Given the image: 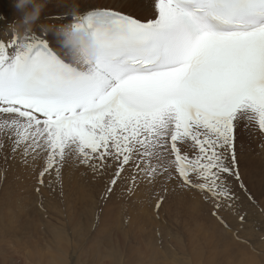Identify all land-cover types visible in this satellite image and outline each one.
I'll use <instances>...</instances> for the list:
<instances>
[{
    "label": "snow or ice",
    "instance_id": "obj_1",
    "mask_svg": "<svg viewBox=\"0 0 264 264\" xmlns=\"http://www.w3.org/2000/svg\"><path fill=\"white\" fill-rule=\"evenodd\" d=\"M40 11L0 29V158L41 196L63 197L66 169L101 201L150 187L157 219L188 194L247 243L224 213L243 227L255 203L238 143L264 147V0H80L36 27Z\"/></svg>",
    "mask_w": 264,
    "mask_h": 264
},
{
    "label": "rangeland",
    "instance_id": "obj_2",
    "mask_svg": "<svg viewBox=\"0 0 264 264\" xmlns=\"http://www.w3.org/2000/svg\"><path fill=\"white\" fill-rule=\"evenodd\" d=\"M103 1L94 0V3H103ZM257 137L253 136L250 139L244 137L242 142L238 143L242 177L250 193L253 194L255 203L245 198L243 210L247 213V221L243 227L230 212L224 213L232 224L233 231L238 230L241 240L247 243L236 241L231 232L223 230L208 214L206 205L188 194L179 191L170 194L167 202L160 209L157 219L154 210V191L150 187L142 186L131 196V199L127 194H117L111 200L101 201L98 198L100 191L98 183L92 182L89 177L75 169H66L63 197L46 189L41 196L33 191L34 181L27 177L18 163L11 160L5 162L0 158V170H6L0 177V216L4 214L8 216L4 224L6 227L3 226L4 229L0 230V264H51L53 254L59 264H111L113 261L115 263L112 264H235V262L264 264V218H262L264 207L261 206L264 186L262 191L260 189L264 185V147L261 146L260 139H256ZM242 154L247 155L248 158L243 157ZM246 159L257 162L254 165L257 167L256 172L246 165ZM256 190L260 191L257 196ZM11 210L13 213L17 212L10 214ZM18 213L22 216L17 215ZM252 217L254 220L249 221ZM8 226L11 228L12 236L4 235ZM55 236L62 237L63 240ZM60 242L61 244L66 242L70 246L69 256L60 246ZM237 246L243 250L238 249ZM92 251L98 252L94 254ZM228 255H236L240 261L229 260ZM82 256L86 258L85 261ZM130 256H133V259ZM110 257L115 259L111 260ZM3 258H7V261ZM192 258L196 259L193 261ZM46 259L47 263H44Z\"/></svg>",
    "mask_w": 264,
    "mask_h": 264
},
{
    "label": "bare ground",
    "instance_id": "obj_3",
    "mask_svg": "<svg viewBox=\"0 0 264 264\" xmlns=\"http://www.w3.org/2000/svg\"><path fill=\"white\" fill-rule=\"evenodd\" d=\"M80 2V0H26V4H25V7L24 8H18L17 7V5H19L20 3H21V0H0V29H2V28H4V27H6L7 25H9V24H15V23H18V22H21L22 21V19H23V16H24V13L25 12H31L32 10H33V8H34V6H36V5H39L40 6V8H41V11H40V14H39V16H38V18H37V20L34 22V26H36V27H39V26H42V25H46L47 23H48V21H49V19H51L52 17L50 16V14H57V18H59V19H66V13H67V11L71 8V6L73 5V4H78ZM86 2H90V3H94V0H86ZM113 2V0H104L103 1V3H112ZM245 137H247V136H245ZM242 139H244V138H242ZM250 139V138H249ZM255 139V138H254ZM257 140L259 139L258 137L256 138ZM251 141V140H250ZM241 142H242V140H241ZM252 142V141H251ZM245 144H247V141L245 142ZM239 146V145H238ZM242 156L243 157H245V158H248V156L247 155H245V154H242ZM15 163V162H14ZM245 163H246V165H249L250 167H252V171H254V172H256L257 170V167H255L254 165H256V161H253L252 159H246L245 160ZM262 163V162H261ZM16 170V169H15ZM22 174H23V172H22ZM79 174V173H78ZM263 186L264 185H262V187H260V189H261V191H262V189H263ZM70 187V186H69ZM264 190V189H263ZM154 191V190H153ZM254 191V190H253ZM263 193H264V191H262ZM145 194V193H144ZM258 194H260V191L258 192V190H256L255 191V195L257 196ZM139 195V194H138ZM20 196V195H19ZM136 196V195H135ZM11 197H13L12 195H11ZM14 197H15V195H14ZM138 197V196H137ZM148 197V196H147ZM261 198H262V196H260ZM264 198V197H263ZM140 199V198H139ZM142 200V199H141ZM12 201V200H11ZM24 203H26V202H24ZM141 203V202H140ZM142 203H144V201L142 202ZM199 203V202H198ZM262 204H261V206H263L264 207V199H262V202H261ZM17 204V203H16ZM146 204V203H145ZM95 205V204H94ZM199 205V204H198ZM2 206V205H1ZM11 206H12V204H11ZM16 206V205H15ZM106 206H108V205H106ZM140 206V205H139ZM143 206H147V205H143ZM260 206V207H261ZM4 207V206H3ZM2 207V208H3ZM142 207V206H141ZM7 208V207H6ZM12 208H13V206H12ZM17 208H19V207H17ZM262 208V207H261ZM23 209V208H22ZM21 209V210H22ZM142 209V208H141ZM145 209V208H144ZM147 209H149V208H147ZM17 210V209H16ZM55 210V209H54ZM203 210V209H202ZM207 210V209H206ZM106 211V210H105ZM146 211V210H145ZM15 212H17V211H14V213ZM107 212V211H106ZM109 212V211H108ZM144 212V211H143ZM13 212H12V210H11V213L10 214H12ZM13 213V214H14ZM145 213V212H144ZM23 214V213H22ZM148 214V213H147ZM17 215H19V213L17 214ZM258 215V214H257ZM261 215V214H260ZM20 217L22 216V215H19ZM18 216V217H19ZM64 216V215H63ZM14 217V216H13ZM12 217V218H13ZM107 217V216H106ZM105 217V218H106ZM7 218H8V216H5V214H4V216L3 215H1L0 216V230L3 228L4 229V227L3 226H5L4 224L6 223L5 221L7 220ZM11 218V217H10ZM146 218V217H145ZM262 218H264V211L262 210ZM262 218H261V220H262ZM18 219H20L21 220V218H18ZM83 219V218H82ZM88 219V218H87ZM147 219V218H146ZM72 220V219H71ZM80 220V219H79ZM252 220H254L253 219V217L249 220V221H252ZM37 221V220H36ZM49 221V220H48ZM73 221V220H72ZM108 221V220H107ZM115 221V220H114ZM13 222V221H12ZM39 222H40V219H39ZM254 222V221H253ZM257 222H260V221H257ZM256 222V223H257ZM29 223H31V222H29ZM41 223V222H40ZM84 223V222H83ZM37 224V223H36ZM53 224V223H52ZM58 224H59V222H58ZM81 224H82V222H81ZM86 224H88V223H86ZM25 225H28V224H25ZM63 225V224H62ZM151 225V224H150ZM149 225V226H150ZM35 226V225H34ZM40 226V225H39ZM45 226V225H44ZM64 226V225H63ZM154 227H155V225H153ZM6 227V226H5ZM9 227V226H8ZM22 227H25V226H23L22 225ZM37 227V226H36ZM73 227V226H72ZM80 227V226H79ZM14 228V227H13ZM38 228V227H37ZM42 228H43V226H42ZM78 228V227H77ZM103 228V227H102ZM247 228V227H246ZM15 229V228H14ZM39 229V228H38ZM249 229H251L250 227H249ZM249 229H247V230H249ZM17 230V229H16ZM57 230V229H56ZM253 230V229H252ZM5 231H6V233H4V235H10L11 233H12V231H11V228L9 227V228H6L5 229ZM14 231V230H13ZM36 231V230H35ZM254 231V230H253ZM8 232V233H7ZM80 232V231H79ZM257 232V231H256ZM255 232V233H256ZM25 233V232H24ZM52 233V232H51ZM61 233V232H60ZM73 233V232H72ZM212 233H214V232H212ZM260 233V232H259ZM2 235V234H1ZM117 235V234H116ZM255 235V234H254ZM3 236V235H2ZM10 236H12V234L10 235ZM29 236V235H28ZM54 236V235H53ZM58 236H60L59 234H58ZM260 236V235H259ZM56 238H57V236H55ZM65 237V236H64ZM256 237V236H255ZM258 238V237H257ZM260 238V237H259ZM57 239H62L63 240V238L61 237H59V238H57ZM150 239H151V237H150ZM56 240V239H55ZM172 240V239H171ZM174 240V239H173ZM176 240V239H175ZM253 240H255L254 238H253ZM59 241V240H58ZM65 241V240H64ZM68 241V240H67ZM123 241V240H122ZM149 241V240H148ZM74 242V241H73ZM150 242H152V240H150ZM173 242V241H172ZM213 242V241H212ZM70 243V242H69ZM256 243V242H255ZM258 243V242H257ZM5 244V243H4ZM152 245H153V243H151ZM150 244V245H151ZM181 244V243H180ZM9 245V244H8ZM116 245V244H115ZM176 245V244H175ZM182 245V244H181ZM227 245V244H226ZM234 245H237V243H234ZM60 246L63 248V250H65L66 251V253L68 254V252H70V246H68V244L66 243V242H64V243H62L61 244V242H60ZM118 246V245H117ZM238 246H239V244H238ZM237 246V247H238ZM11 247H13V246H11ZM10 247V248H11ZM19 247V246H18ZM37 247V246H36ZM57 247V246H56ZM60 247V248H61ZM154 247V246H153ZM226 247V246H225ZM45 248H47V247H45ZM58 248H59V246H58ZM135 248V247H134ZM213 248V247H212ZM236 248V247H235ZM22 249V248H21ZM152 249V248H151ZM179 249H180V246H179ZM237 249V248H236ZM238 249H240V250H243V249H241V248H239L238 247ZM23 250L25 251V248H23ZM37 250V249H36ZM43 250V249H42ZM53 250H55V249H53ZM56 250H59V249H56ZM55 250V251H56ZM97 250V249H96ZM121 250V249H120ZM135 250H137V249H135ZM183 250V249H182ZM228 250H230V249H228ZM249 250V249H248ZM6 251H8V250H6ZM13 251V250H12ZM11 251V252H12ZM54 251V252H55ZM142 251V250H141ZM144 251V250H143ZM148 251V250H147ZM198 251V250H197ZM217 251V250H216ZM252 251V250H251ZM38 252H39V250H38ZM54 252H51V254L52 253H54ZM60 252V251H59ZM74 252V251H73ZM92 252H94V251H92ZM98 251H95L94 252V254L95 253H97ZM224 252H227V250L225 251L224 250ZM230 252V251H229ZM239 252V251H238ZM243 252V251H242ZM6 253H8V252H6ZM64 253V252H63ZM72 253V252H71ZM150 253V252H149ZM155 253H157V252H155ZM196 253V252H195ZM195 253H193L194 255V257H196V254ZM228 253V252H227ZM231 253V252H230ZM20 254V253H19ZM62 254V253H61ZM73 254V253H72ZM93 254V253H92ZM105 254V253H104ZM107 254V253H106ZM124 254V253H123ZM150 254H153V253H150ZM149 254V255H150ZM11 255V254H10ZM18 255V254H17ZM40 255L42 256V253L40 252ZM55 254H53V255H51V261H53V262H51V261H49V262H51V264H59L58 263V261H57V259L55 258V256H54ZM62 255H64V254H62ZM85 255V254H84ZM88 255V254H87ZM100 255V254H99ZM122 255V254H121ZM148 255V254H147ZM157 255V254H156ZM186 255V254H185ZM225 255H227V254H225ZM232 255H234V254H232ZM232 255H228L229 257H228V259L229 260H232V261H235L236 259H238L237 257H236V255L235 256H232ZM241 255V254H240ZM239 255V256H240ZM7 255H5V257H6ZM38 257V256H34V257H38L39 259L40 258H42V257ZM67 256H69V254L67 255ZM86 256V255H85ZM92 256H95V255H92ZM101 256H103V255H101ZM112 256V255H111ZM137 256V255H136ZM146 256V255H145ZM153 256V255H152ZM164 256V255H163ZM1 257V256H0ZM64 257H65V255H64ZM96 257V256H95ZM94 257V258H95ZM99 257V256H98ZM105 257V256H104ZM106 257H107V255H106ZM105 257V258H106ZM113 257V256H112ZM115 257V256H114ZM131 258L133 257V256H130ZM193 257V258H194ZM244 257V256H243ZM14 258H15V256H14ZM82 258H83V256H82ZM86 258H87V256H86ZM86 258L84 259V261L86 260ZM93 258V259H94ZM111 258V257H110ZM145 258V257H144ZM144 258H142V259H144ZM149 258V257H148ZM156 258H158V257H156ZM192 258V259H193ZM4 259V258H3ZM6 259V261H7V258H5ZM4 259V260H5ZM89 259V258H88ZM108 259V258H107ZM113 259H115V258H111V260H113ZM133 259V258H132ZM140 259V258H139ZM196 259V258H195ZM195 259H193V261L195 260ZM227 259V258H226ZM14 260V259H13ZM100 259L98 258L97 259V261H99ZM103 260H105V259H103ZM146 260V259H145ZM144 260V261H145ZM239 261H240V259H238ZM2 261V260H1ZM17 261V260H16ZM34 261V260H33ZM43 261V260H42ZM116 261V260H115ZM147 261V260H146ZM9 262V261H8ZM7 262V263H8ZM60 262V261H59ZM105 262H107V261H105ZM231 262V261H230ZM42 263V262H41ZM44 263H47V259H46V261L44 262ZM112 263H115L114 261L112 262ZM111 263V264H112ZM116 263H118V261H116ZM126 263V262H125ZM240 264H241V262H239ZM245 263V262H244ZM5 264V263H4ZM18 264H22V263H18ZM50 264V263H49ZM149 264H151V263H149ZM232 264V263H231ZM235 264H236V262H235ZM247 264H249V263H247Z\"/></svg>",
    "mask_w": 264,
    "mask_h": 264
}]
</instances>
